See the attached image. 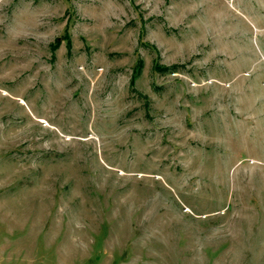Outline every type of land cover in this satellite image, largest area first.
<instances>
[{"label": "rangeland", "instance_id": "rangeland-1", "mask_svg": "<svg viewBox=\"0 0 264 264\" xmlns=\"http://www.w3.org/2000/svg\"><path fill=\"white\" fill-rule=\"evenodd\" d=\"M0 264H264V0H0Z\"/></svg>", "mask_w": 264, "mask_h": 264}, {"label": "trees", "instance_id": "trees-1", "mask_svg": "<svg viewBox=\"0 0 264 264\" xmlns=\"http://www.w3.org/2000/svg\"><path fill=\"white\" fill-rule=\"evenodd\" d=\"M141 67H142V63L139 64L140 70H141ZM175 69H176L175 67L174 68H171V70H173V71H175Z\"/></svg>", "mask_w": 264, "mask_h": 264}, {"label": "crops", "instance_id": "crops-1", "mask_svg": "<svg viewBox=\"0 0 264 264\" xmlns=\"http://www.w3.org/2000/svg\"><path fill=\"white\" fill-rule=\"evenodd\" d=\"M256 116H258V117H259V116H261V113H259V114H258V115H256ZM261 117H262V116H261Z\"/></svg>", "mask_w": 264, "mask_h": 264}]
</instances>
